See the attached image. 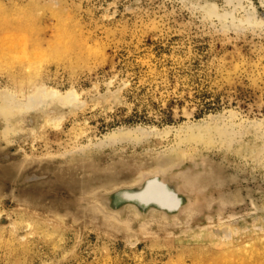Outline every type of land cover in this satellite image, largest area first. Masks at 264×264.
Instances as JSON below:
<instances>
[{
  "label": "rangeland",
  "instance_id": "obj_1",
  "mask_svg": "<svg viewBox=\"0 0 264 264\" xmlns=\"http://www.w3.org/2000/svg\"><path fill=\"white\" fill-rule=\"evenodd\" d=\"M0 264H264V0H0Z\"/></svg>",
  "mask_w": 264,
  "mask_h": 264
},
{
  "label": "water",
  "instance_id": "obj_2",
  "mask_svg": "<svg viewBox=\"0 0 264 264\" xmlns=\"http://www.w3.org/2000/svg\"><path fill=\"white\" fill-rule=\"evenodd\" d=\"M153 177L159 178L160 181L162 180L160 176H153ZM153 177H149V178L145 179L140 185H138L135 188H123V189H119V190L109 194L106 197V201H107L109 209L119 210L125 206H131L134 209L136 208L135 210L139 213H146L148 211H159L165 215H172L174 213H177V211L176 212L173 211V213L170 212V214H168L166 212V210H164L165 208L158 206L159 205L158 204V197L156 195L153 196V192L152 193H143V191L145 190L144 187L146 186L147 181ZM162 181L161 182L166 184V185L169 184V185H172V187L174 185V187H175V184L170 183L167 180H162ZM160 195H162V194H160ZM182 198H183V201L185 203V198L183 196H182Z\"/></svg>",
  "mask_w": 264,
  "mask_h": 264
},
{
  "label": "bare ground",
  "instance_id": "obj_3",
  "mask_svg": "<svg viewBox=\"0 0 264 264\" xmlns=\"http://www.w3.org/2000/svg\"><path fill=\"white\" fill-rule=\"evenodd\" d=\"M161 181L159 178H155V177L149 179L146 183V186L144 187L145 190L143 191V193L153 192V196L156 195L158 197V204H159L158 206L165 208L164 210H166L168 214H170V212L173 213V211L178 212L184 203L181 195H179L177 191H175V189L172 188V185L169 184L166 185L162 183L163 181L162 182Z\"/></svg>",
  "mask_w": 264,
  "mask_h": 264
}]
</instances>
